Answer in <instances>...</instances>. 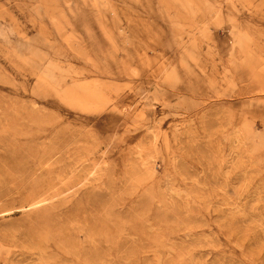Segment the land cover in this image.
<instances>
[{"label":"rangeland","instance_id":"374dc122","mask_svg":"<svg viewBox=\"0 0 264 264\" xmlns=\"http://www.w3.org/2000/svg\"><path fill=\"white\" fill-rule=\"evenodd\" d=\"M0 264H264V0H0Z\"/></svg>","mask_w":264,"mask_h":264}]
</instances>
